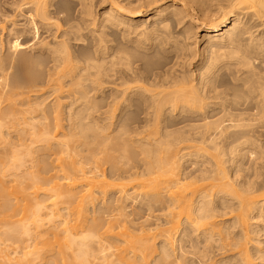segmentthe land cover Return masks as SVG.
Segmentation results:
<instances>
[{
    "label": "bare ground",
    "instance_id": "1",
    "mask_svg": "<svg viewBox=\"0 0 264 264\" xmlns=\"http://www.w3.org/2000/svg\"><path fill=\"white\" fill-rule=\"evenodd\" d=\"M0 22L8 48L0 58V77L14 64V79L28 84L44 80L53 111L60 112V100H67L64 111L77 126L83 124V113L98 110L115 117V128H134L137 133V128H160L157 138H131L144 154L142 170L135 169L131 176L153 174L142 178L141 186L154 191L131 193L147 205L179 204L187 218L210 224L198 235L209 244L199 263L207 262L215 242L218 249L229 251L216 264H264L259 238L264 231V0H7L1 3ZM34 62L48 64L46 72L35 74ZM16 94L22 92H0V97L12 108ZM3 122L0 116V126ZM91 131L78 133L86 139ZM3 134L0 128V143ZM52 138L44 129L34 130L33 140L43 145L49 146ZM75 164L71 158L72 175L64 172L67 185L55 182L49 187L54 197L69 202L82 180L89 186L82 200L93 199L95 187H113L112 181L85 177ZM8 167L0 169V239L17 240L28 231L24 219L39 225L43 204L33 202L26 190L40 189L42 177L33 174L26 186L16 179L9 188L1 179ZM160 182L180 184L179 192L166 201L159 199L155 189ZM11 195L25 203L13 202ZM19 210L23 217L13 220ZM79 217L84 221L83 209ZM174 228L163 230L166 238ZM70 229L56 245L41 237L13 261L0 250V264H32L45 258L44 264H94L92 232L79 241L70 236ZM192 231L180 230L181 238L192 237ZM122 233L121 250L150 254L149 238L133 235L124 226ZM224 237L233 241L224 244ZM78 244L76 253L68 256L66 249ZM54 246L56 254L49 259L45 255ZM159 250L155 263H172L166 239ZM120 257L136 264L134 258ZM253 257L260 261L255 263Z\"/></svg>",
    "mask_w": 264,
    "mask_h": 264
},
{
    "label": "rangeland",
    "instance_id": "2",
    "mask_svg": "<svg viewBox=\"0 0 264 264\" xmlns=\"http://www.w3.org/2000/svg\"><path fill=\"white\" fill-rule=\"evenodd\" d=\"M2 1L7 0H0V7ZM3 25L4 23L0 22V58L8 54L6 38L1 30ZM47 65L44 63L37 66L36 62L32 63L35 74L46 72ZM15 70L16 66L11 64L6 71L7 76L0 77V92H22L14 96L12 108L8 106L4 97H0V116L4 120L0 126L4 132V141L0 143V169L9 166L1 179L9 188L17 183L16 179L26 186L30 183L29 178L38 173L42 177L40 189L33 191L29 187L26 191L30 193L33 202L40 201L43 207L39 215V225L36 226L30 218L24 219L28 231L22 232L17 240L5 237L0 239V250L13 261L20 257L23 251L30 250L41 237H48L51 243L56 245L68 234L66 229L71 228L70 236L79 241L83 234L92 232L89 237V250L92 253L90 259L94 264H126L121 261L120 256L123 254L134 258L136 264L138 262L156 264L154 255L159 253L162 239H166L173 253L168 258L172 261L170 264H201L200 254L206 251L209 244L202 241L198 235L202 229L210 228V224L192 219V215L187 218L189 215L179 210V204L175 207L163 208L157 201L147 205L141 198L139 199V196L134 197L131 193L132 190L140 194L146 191L154 192L141 186L142 178L153 177V174L131 176L132 171L135 169L140 171L144 165L142 146L132 142L131 138L133 136L157 138L160 128H137L139 133L135 132L134 128H115V117L98 110L83 113V124L77 126L73 124L75 118L64 111L67 100H60V112L53 111V100L48 98V84L44 83V80L34 82L32 79L29 81L30 84L18 81L12 76ZM35 93L41 96L36 97L33 95ZM87 128L92 130L93 134L84 139L78 131ZM37 129H44L53 136L49 146L48 143L43 145L42 142L33 140L34 130ZM60 156H63L62 161L58 159ZM71 158L76 161L78 171L85 173V177L94 175L98 179L112 181L113 187L107 191L95 187L94 198L82 200L89 187L85 185L87 181L82 180L72 189L75 194L69 202L54 197V191L49 187L55 182L67 185L68 179H65L64 172L65 175L67 173L72 175L71 170L68 169ZM17 159L20 161L18 162ZM156 168L155 166L153 169ZM186 182L191 181L186 180ZM179 186L180 184L174 182H160L155 192L159 199L162 197L166 201L176 196ZM11 197L13 202L17 201L20 205L25 203L20 196L11 195ZM80 209H83L84 221H80ZM22 217L23 213L19 210L14 213L12 219ZM109 224L112 225L108 231L110 233L107 234L106 228ZM172 225H176L177 228L172 229L171 234L166 238L163 230ZM123 226L133 235L150 239V254L145 255L140 250H131V248L121 250V240L124 238ZM186 227L191 228V231L193 228L192 237L183 235L182 239L180 230ZM3 228L4 226L0 224V231ZM259 238L264 249V231L260 232ZM229 241H233V238H223L224 244ZM214 244V251L208 254L209 259L202 264H216L221 254L229 253V251L223 252L224 249H218V243L214 242ZM76 247H79V244L66 249L68 256L76 253ZM226 247L230 246L226 245ZM55 254L54 246L45 256L52 259ZM45 260L46 258L34 260L32 264H44ZM253 261L258 263L260 259L253 257Z\"/></svg>",
    "mask_w": 264,
    "mask_h": 264
}]
</instances>
